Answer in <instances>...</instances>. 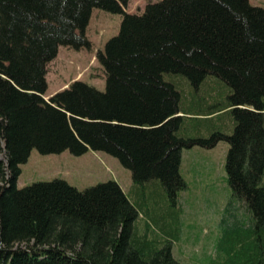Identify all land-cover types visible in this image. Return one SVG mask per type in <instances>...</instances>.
<instances>
[{"label": "trees", "instance_id": "trees-1", "mask_svg": "<svg viewBox=\"0 0 264 264\" xmlns=\"http://www.w3.org/2000/svg\"><path fill=\"white\" fill-rule=\"evenodd\" d=\"M128 1L0 0V264H181L169 239L138 233V208L117 181L18 187L20 165L34 148L103 151L130 170L134 186L158 179L174 202L185 186L182 149L221 140L227 182L252 219L226 226L215 264H264V7L148 0L130 13ZM93 8L121 15L118 33L96 53L105 90L76 79L46 97L59 46L91 48ZM169 73L194 88L214 75L230 91L221 101L210 86L183 94ZM206 91L212 102L200 96ZM222 113L233 118L231 133L189 134L185 123Z\"/></svg>", "mask_w": 264, "mask_h": 264}, {"label": "rangeland", "instance_id": "rangeland-1", "mask_svg": "<svg viewBox=\"0 0 264 264\" xmlns=\"http://www.w3.org/2000/svg\"><path fill=\"white\" fill-rule=\"evenodd\" d=\"M147 1L129 0L125 10L141 12ZM249 2L264 7V0ZM120 22L121 15L93 8L86 27L91 48L59 46L57 56L48 65L45 96L48 97L59 86L67 87L76 79L105 90L106 76L96 53L103 50L105 43L118 33ZM164 76L166 80L180 83V87L184 88L183 94L190 90L202 92L210 86L221 101L230 91L227 84L214 75L206 76L197 88L192 87L180 74ZM209 92L200 96L209 99ZM224 123L228 125L227 128L223 127ZM185 125L189 134L194 136L208 137L213 131L229 134L233 130V118L229 113H222L211 120L187 122ZM228 147V143L221 140L209 149L199 145L182 149L180 173L185 186L177 191L174 202L169 200L158 179L134 186L130 170L116 157L92 149L74 155L69 150L42 154L34 148L20 165L21 172L16 184L23 187L36 181L60 178L78 189H84L99 182L115 180L138 208L135 220L138 233L142 235L149 229V238L169 239L172 254L181 264H215L219 255L217 247L226 226L238 222L247 227L252 219L244 201L233 195L227 182L225 160ZM262 180L264 182V174Z\"/></svg>", "mask_w": 264, "mask_h": 264}, {"label": "crops", "instance_id": "crops-1", "mask_svg": "<svg viewBox=\"0 0 264 264\" xmlns=\"http://www.w3.org/2000/svg\"><path fill=\"white\" fill-rule=\"evenodd\" d=\"M58 54V53H57ZM66 86H59V89H56V90H54L53 92H51V93H49L48 95L50 96V95H52L54 92H56V91H58V90H60V89H63V88H65ZM181 155H182V152H181Z\"/></svg>", "mask_w": 264, "mask_h": 264}]
</instances>
